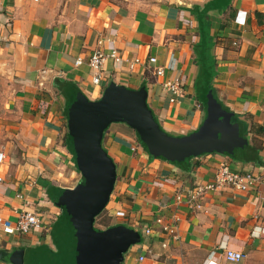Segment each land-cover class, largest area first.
Here are the masks:
<instances>
[{
  "label": "crops",
  "instance_id": "1",
  "mask_svg": "<svg viewBox=\"0 0 264 264\" xmlns=\"http://www.w3.org/2000/svg\"><path fill=\"white\" fill-rule=\"evenodd\" d=\"M125 1L0 0V215L16 221L28 210L43 220L29 235H0V264H11L16 249L56 250L55 193L83 179L68 144L69 100L75 93L99 100L113 83L145 87L156 121L173 137L203 126L211 94L246 141L234 155L171 163L151 156L127 123L110 124L102 147L116 182L97 229L123 225L138 234L123 264H264V0ZM99 48L127 60L154 56L166 66L174 59L176 69L155 77L146 64L131 70L108 59L95 85L92 69L75 60ZM177 76L182 94L171 102L162 83ZM223 163L259 176L258 185L207 191L200 208L191 206L190 193L211 183ZM225 247L246 257L229 262Z\"/></svg>",
  "mask_w": 264,
  "mask_h": 264
},
{
  "label": "water",
  "instance_id": "2",
  "mask_svg": "<svg viewBox=\"0 0 264 264\" xmlns=\"http://www.w3.org/2000/svg\"><path fill=\"white\" fill-rule=\"evenodd\" d=\"M206 105L207 117L197 132L173 137L156 121L145 87L135 90L113 83L96 101L75 93L68 105V144L83 179L76 188L55 193L61 209L53 230L56 250L46 245L16 249L7 260L11 264H123L124 254L139 241L138 234L123 225L95 228L116 182V165L102 147L105 131L112 123L125 122L151 156L171 163L213 152L234 155L246 141L238 137L231 113L222 110L211 94Z\"/></svg>",
  "mask_w": 264,
  "mask_h": 264
},
{
  "label": "built area",
  "instance_id": "3",
  "mask_svg": "<svg viewBox=\"0 0 264 264\" xmlns=\"http://www.w3.org/2000/svg\"><path fill=\"white\" fill-rule=\"evenodd\" d=\"M4 25L0 24V45L6 40ZM111 59L114 62H124L127 64V67L131 70L135 69L139 64H146L155 77L164 76L166 69L175 70L176 61L173 59L170 63L166 65H160L158 63L157 57L150 56L146 61H143L140 58H134L132 60H127L123 57L122 53L113 49L109 53H106L101 48L95 50L88 58L79 56L75 60L76 66L87 65L93 71V83L98 85L104 74V65L105 62ZM182 79L178 77L173 80H168L162 83L163 87L167 90L173 92V98L171 102H176L177 98L182 94ZM4 158L3 153H0V161ZM260 181V177L251 173V172H241L232 170L228 164L223 163L218 166L215 171L213 181L211 183L198 186L194 191L189 195V204L200 208L199 200L207 191L219 190L224 187H231L241 192H247L254 189ZM178 201L181 200L180 196L177 197ZM117 217H124V211H117L115 213ZM178 219L176 218V221ZM43 227V220L40 213L35 211L23 210L19 213L16 221H11L7 218H4L0 215V235L4 236H24L29 235L35 232L38 229ZM171 227H166L168 230ZM147 234L151 233L150 229L146 230ZM225 258L227 261L232 263L241 262L246 255L240 251H235L228 247H225ZM143 259V258H141ZM208 264H215L214 262H209Z\"/></svg>",
  "mask_w": 264,
  "mask_h": 264
},
{
  "label": "rangeland",
  "instance_id": "4",
  "mask_svg": "<svg viewBox=\"0 0 264 264\" xmlns=\"http://www.w3.org/2000/svg\"><path fill=\"white\" fill-rule=\"evenodd\" d=\"M124 3H127V1L125 0H122ZM0 141H1V138H0ZM106 223V218H105V214L103 213L98 219L97 221L95 222V227L96 228H102L104 227L103 224ZM53 247H56V241L54 239L53 241Z\"/></svg>",
  "mask_w": 264,
  "mask_h": 264
},
{
  "label": "trees",
  "instance_id": "5",
  "mask_svg": "<svg viewBox=\"0 0 264 264\" xmlns=\"http://www.w3.org/2000/svg\"><path fill=\"white\" fill-rule=\"evenodd\" d=\"M103 214V212L101 214H99L97 217H96V220L95 222L97 221V219ZM106 226V225H105Z\"/></svg>",
  "mask_w": 264,
  "mask_h": 264
}]
</instances>
